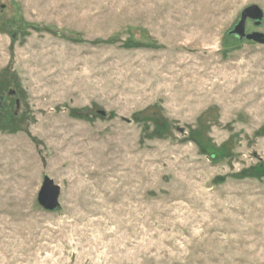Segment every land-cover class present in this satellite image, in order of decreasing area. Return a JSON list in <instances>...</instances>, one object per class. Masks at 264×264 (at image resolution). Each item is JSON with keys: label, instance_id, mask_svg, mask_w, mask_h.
I'll use <instances>...</instances> for the list:
<instances>
[{"label": "rangeland", "instance_id": "rangeland-1", "mask_svg": "<svg viewBox=\"0 0 264 264\" xmlns=\"http://www.w3.org/2000/svg\"><path fill=\"white\" fill-rule=\"evenodd\" d=\"M251 4L0 0V264H264Z\"/></svg>", "mask_w": 264, "mask_h": 264}, {"label": "water", "instance_id": "water-1", "mask_svg": "<svg viewBox=\"0 0 264 264\" xmlns=\"http://www.w3.org/2000/svg\"><path fill=\"white\" fill-rule=\"evenodd\" d=\"M239 15L237 23L233 26L231 30L228 31L229 35H234L239 39H247L257 43L264 44V33L260 31H252L249 33L245 32L246 20L250 19L253 21L255 26H259L264 17V12L262 9L256 5L251 4L244 7ZM100 114L104 116L105 112L99 111ZM59 194L60 187L55 184L54 181L48 177L44 176L42 184L37 193V202L45 210H54L59 207Z\"/></svg>", "mask_w": 264, "mask_h": 264}, {"label": "flooded vegetation", "instance_id": "flooded-vegetation-1", "mask_svg": "<svg viewBox=\"0 0 264 264\" xmlns=\"http://www.w3.org/2000/svg\"><path fill=\"white\" fill-rule=\"evenodd\" d=\"M250 21H252V20H250ZM11 94H13L14 92L13 91H9ZM2 97H0V104H1V99Z\"/></svg>", "mask_w": 264, "mask_h": 264}, {"label": "trees", "instance_id": "trees-1", "mask_svg": "<svg viewBox=\"0 0 264 264\" xmlns=\"http://www.w3.org/2000/svg\"><path fill=\"white\" fill-rule=\"evenodd\" d=\"M228 36H229V35H228ZM230 36L233 37V38L235 37V36H233V35H230Z\"/></svg>", "mask_w": 264, "mask_h": 264}]
</instances>
